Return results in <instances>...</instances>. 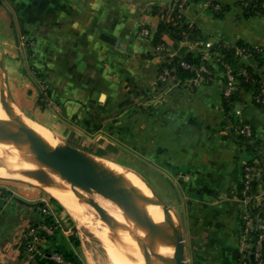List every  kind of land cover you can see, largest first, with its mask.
<instances>
[{"label":"crops","instance_id":"1","mask_svg":"<svg viewBox=\"0 0 264 264\" xmlns=\"http://www.w3.org/2000/svg\"><path fill=\"white\" fill-rule=\"evenodd\" d=\"M218 1L228 5L223 17L195 1L185 7L182 21L199 26L208 43L243 40L264 47L263 18H243L239 0ZM6 2L8 9L16 8L14 24L22 37L15 44L25 51L17 59L5 49V74L18 79V92L29 94L36 86L39 93L32 102L21 97L17 106L32 108L33 122L52 137L97 159L115 157L117 165L142 175L180 223L185 264H239L243 204L238 188L252 156L222 124L225 73L214 57H206L213 71L208 83L172 78L159 83L163 56L153 52L140 30L153 33L159 12L171 0ZM12 22L0 21L3 34ZM103 34L115 42L103 40ZM197 44L178 42L189 48ZM238 99L237 116L252 128L264 153V109L252 104L247 91L240 90ZM35 103L45 109L37 110ZM7 187L0 186V264H29L20 256L18 239L28 223L41 219L36 206L48 202L32 190ZM65 244L73 247L59 232L44 245L55 250Z\"/></svg>","mask_w":264,"mask_h":264},{"label":"trees","instance_id":"2","mask_svg":"<svg viewBox=\"0 0 264 264\" xmlns=\"http://www.w3.org/2000/svg\"><path fill=\"white\" fill-rule=\"evenodd\" d=\"M215 5H217V7ZM238 5L241 7L243 18L248 19L253 16H259L264 20V0H239ZM207 10L214 17L221 18L228 10V5L213 0L211 4L208 5ZM180 16L181 13L178 12L177 9H174L168 18H165L164 15L160 18L152 34L151 45L155 50L159 44L166 45L163 37L167 36L172 41L170 48L174 51L172 56H167L159 63L158 71H167V76L181 83L195 75L194 70L183 67L182 63H187L196 69L200 66H204L206 70L212 73V68L208 64L206 57L211 56L216 59L218 66L225 73L221 92L222 111L225 117L222 124L223 126H228V131L233 136L236 143L252 156L246 163V168L255 167L257 169L255 171V176L249 183L247 193L254 195L259 191H264V153L259 150L260 141L255 138L251 127L249 134L240 132V128L245 122L239 119L234 109L236 103L239 101L238 93L240 90L249 92L251 94L252 104L264 109V72L262 70V66L264 65V47L252 45L243 40L229 43L220 39L208 43V37L202 32L199 26L182 22ZM181 40L197 42L198 44L194 48L178 46V42ZM242 56H245V59H242ZM227 69L230 70V74L235 81V88L228 95H225L224 89L227 85ZM202 74L208 76L206 73ZM159 83L162 82L159 81ZM241 189L242 183L240 182L238 188L239 196L241 195ZM39 206L44 207V204L41 203ZM246 212L252 217L258 216L264 219V195L259 205L251 199L246 206ZM239 220L241 225V217ZM44 222L51 225L54 223V219L50 213L44 216ZM56 233H58V230H56L55 234ZM258 234L259 230L257 229H253L249 232L251 243H255ZM72 239L76 246L78 244L77 240L74 239V237ZM55 250L61 252L66 260L72 263H81L73 247L68 244H65L63 248ZM262 252L264 255V243ZM239 254V264L243 261L245 264H257V260L251 252L246 251L240 252ZM45 262L57 264L51 261H41L40 263L43 264Z\"/></svg>","mask_w":264,"mask_h":264},{"label":"rangeland","instance_id":"3","mask_svg":"<svg viewBox=\"0 0 264 264\" xmlns=\"http://www.w3.org/2000/svg\"><path fill=\"white\" fill-rule=\"evenodd\" d=\"M198 1H204L208 7V5H210L211 1L213 0H198ZM191 2H195V1L171 0L169 6L164 8V12L163 10L159 12V18H162L164 15H165V18H168L169 15L172 13V11L174 9H177V11L181 13L180 17L182 20V15L185 10V7ZM215 6L217 7V5ZM14 11H16V8L14 9L13 7H11L8 9L6 0H0V21L2 22L3 20L4 21L13 20L12 22L13 25L11 26V29L5 30V32L8 33L9 35V37L6 38V43L4 41L5 36L3 38V35H7V34L6 33L3 34L4 30L0 29V64H1L0 82L2 83L4 91L8 95L11 103L14 105L15 110L18 113V115L22 118L34 121L32 108H27L26 110L24 108L23 109L19 108L17 105L23 104V101H22L23 97L25 99L26 98L31 99V102L36 101V99L39 97V93H36L37 87L34 86L35 90H30L29 94L26 92L24 93L18 92L17 90H20V88H22L20 85V82H18V79L16 77H11V78L7 77L5 74V70H4V65L6 64V58H7L6 57L7 50L12 51V53L17 56L16 57L17 59L19 58L18 56H20V54L22 56L25 51V48L23 46L19 47L18 49L17 45L15 44L17 43L19 37L21 39L22 35L20 34L19 30L16 27L17 25L16 21L14 24V20H16V13ZM8 14H10V17ZM188 24L191 25L193 23H188ZM152 34L153 33H151V36L149 37L150 40L152 38ZM7 39H9V41H7ZM192 43H195V42H192ZM170 45L171 44H168V45L159 44L158 47H156L157 48L156 50L158 51H156L155 48L153 47H152V50L155 54H160L161 56H163V59H165L167 56H172L174 54V51L171 50ZM32 46H33L32 42L29 41V45L27 48L31 50ZM5 49H6V52H5ZM207 71L209 72L210 78L205 77L204 75L203 77L202 76L197 77V75H194L193 77L185 81L192 82L193 80L195 81V83L197 82L198 83H208L212 80L213 75L211 74H213V71L212 73L209 70ZM161 73L162 72L158 71V75ZM33 78L36 79L35 77ZM41 88L43 89L42 84H41ZM10 90H12V92H10ZM1 96H2V93L0 92V97ZM32 105L33 107H36L37 110H40V111H43L45 109V108H41L42 106L41 105L39 106L36 103ZM114 159L116 158L115 157L110 158L109 161L115 163ZM31 160L34 165V171L32 172V175L28 174L29 177L28 176L18 177V178L17 177H13V178L0 177V186L3 184L5 186H8L7 188L11 186H18L26 190H32L35 194H38L40 197H43L48 202V204L46 203L44 204V207L38 206V205L36 206L41 216V219L36 222L28 223L20 233L17 247H18L20 256L25 261H27V259L23 257V252L21 249L22 233L27 229L28 226L35 224V223L44 222V216L47 215V213L48 214L50 213L53 218L55 216V218H57V220L59 221L61 227L58 228V233L62 232L63 234L66 235V237L68 238V241L73 246V249L76 255L80 259V262H81L80 264H141V262H147L148 260L152 262V264H154L153 249L155 245H153L152 247L153 249L151 250L147 246H146L147 248H144L145 246L139 240V238H143L142 235L137 234L135 232H130V231L122 232L121 230L109 227L107 224H105L102 220H100L97 217L98 212L90 204L85 202L84 198H91L93 201L99 204L105 216L108 213H115L114 211L118 209L115 203L97 194L96 192H89V193L84 192L76 187L69 185L68 183H65L64 181L56 178L55 176L47 172L44 166L40 162L36 160L34 161L33 158H31ZM98 161L100 163H110L109 161L107 160L105 161L100 158H98ZM115 165L117 164L115 163ZM123 167L129 170H132L128 166H123ZM142 173L144 174V172ZM39 176L40 178H38ZM35 182H38V183L36 184ZM44 183L46 184L52 183L55 185L57 184L56 186L58 188H62L66 184L65 186H67V192H68L67 195L69 199L71 200V202L73 203L77 213L71 210L72 214H70V212L65 207V205L62 204V202H60L58 199L53 197L51 193L46 188H44L45 187ZM72 190H76L80 192L83 197L76 196L75 194H73ZM42 208H45V210H42ZM103 232L109 233L112 236L123 235V237L127 236L133 239L135 238V242H133L131 246H128V245H125V242H123V238L121 240L107 238L103 236ZM129 235H132V236H129ZM71 237L72 238L74 237V239L77 240L78 244L76 246L74 245L73 239ZM46 241L43 242V245H42L43 248H45L44 244L46 243ZM111 242H117L118 246L116 247ZM93 261L94 263H92ZM72 264H79V263H72Z\"/></svg>","mask_w":264,"mask_h":264},{"label":"water","instance_id":"4","mask_svg":"<svg viewBox=\"0 0 264 264\" xmlns=\"http://www.w3.org/2000/svg\"><path fill=\"white\" fill-rule=\"evenodd\" d=\"M101 38L108 42H115L112 37L105 34ZM0 92L2 93L0 97L2 107L9 117L15 121L13 124L0 119V136L6 142H19L31 158L40 162L47 172L84 192H96L111 200L127 215L146 214L150 207H157L161 214V228L154 226L139 227L129 224L120 226L107 221L99 204L91 198H84V201L98 212L97 217L109 227L123 232H135L142 235L145 239H153L155 245L153 249L154 264H185L180 223L171 207L157 192L151 189L150 194L146 195L129 188L111 184L106 174L99 169L96 157L81 152L71 144L56 137L47 139L28 129L18 121V113L4 91L1 82ZM130 171L146 183L143 176L133 170ZM72 191L76 196H82L80 192ZM160 247L167 248L168 253L165 255L160 254L158 252Z\"/></svg>","mask_w":264,"mask_h":264},{"label":"bare ground","instance_id":"5","mask_svg":"<svg viewBox=\"0 0 264 264\" xmlns=\"http://www.w3.org/2000/svg\"><path fill=\"white\" fill-rule=\"evenodd\" d=\"M0 119L7 121L9 123H13V124L15 123V121L9 117L5 109L2 107L1 100H0ZM18 121L24 124L28 129L36 132L42 137L47 139L52 138V136L49 134V132L46 129L36 124L32 120L22 118L18 115ZM98 166L99 169L106 174L111 184L119 187L129 188L131 190L146 195L150 194L151 191L149 186L145 182H143L139 177L133 174L129 169L111 163H100L99 161H98ZM33 171H34V165L31 160V156L27 153L26 149L23 146H21L17 141L6 142L5 139L0 136V177L2 178L27 177L28 174L32 175ZM38 178H40V176ZM35 183L37 184L38 182ZM56 185L52 183H47V184L44 183L45 186L44 188H46L51 193L52 196L56 197L59 201L63 202L68 208H72L74 205L67 195L68 192H67V186H65L66 184L62 188H58ZM114 212L115 213H108L106 215L107 221L111 224L120 225V226H125L129 224V225H136L139 227L154 226L156 228H161V223H160L161 214L157 207H150L149 211L146 214H142V215H127L119 208L116 209ZM103 236L115 240H121L123 238V242H125V245L128 246H131V244L135 242V238L133 239L127 236L123 237V235L112 236L109 233L103 232ZM139 240L145 246L144 248L148 247L150 250L153 249L152 248L154 245L153 239L139 238ZM111 243L114 244L116 247L118 246L117 242H111ZM158 252L160 254L165 255L168 253V249L165 247H160L158 249ZM92 263H94V261ZM141 264H152V262L148 260L147 262H141Z\"/></svg>","mask_w":264,"mask_h":264},{"label":"built area","instance_id":"6","mask_svg":"<svg viewBox=\"0 0 264 264\" xmlns=\"http://www.w3.org/2000/svg\"><path fill=\"white\" fill-rule=\"evenodd\" d=\"M140 34L143 36H151V33L146 29H141ZM242 59H245V56H242ZM183 67L189 68L195 71L197 77H203L202 73L208 74L204 66H200L198 69L190 66L187 63H182ZM227 85L224 89V94L228 95L235 88V81L230 74V70L227 69L226 72ZM170 80V77L167 76V71L162 72L158 75V81L165 83ZM201 82V81H200ZM198 83V82H197ZM235 113L238 114L239 110H235ZM251 128L248 124L244 123L240 128V132L244 134H249ZM255 167L246 168L242 174V189L240 191V199L243 204V209L241 210V225L239 231V250L240 252H251L257 260V264H264V255H263V243H264V219L261 217H252L246 212V206L248 202L253 199L257 205L261 203V200L264 195V191H259L258 193L251 195L248 194L249 183L252 178L255 176ZM259 201V202H258ZM45 210V208H42ZM54 223L47 224L45 222H39L32 224L27 227V229L22 233L21 249L23 252V257L27 259L29 264H41V261H51L57 264H72V262L66 260L62 253L56 250L46 251L42 247L43 242L46 241L49 237L53 236L61 227L59 221L54 216ZM253 229L259 230L258 238L255 243L250 242L249 232ZM241 264H245L244 261Z\"/></svg>","mask_w":264,"mask_h":264}]
</instances>
